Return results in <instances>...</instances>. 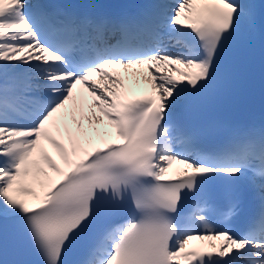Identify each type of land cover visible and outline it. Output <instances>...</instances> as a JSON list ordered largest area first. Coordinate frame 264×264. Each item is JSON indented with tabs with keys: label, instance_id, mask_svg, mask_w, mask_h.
Masks as SVG:
<instances>
[{
	"label": "snow or ice",
	"instance_id": "6c2138e0",
	"mask_svg": "<svg viewBox=\"0 0 264 264\" xmlns=\"http://www.w3.org/2000/svg\"><path fill=\"white\" fill-rule=\"evenodd\" d=\"M262 28L253 0H0V253L11 236L35 264H69L91 234L74 264H264V125L208 149L176 115ZM129 76L150 92L129 99Z\"/></svg>",
	"mask_w": 264,
	"mask_h": 264
},
{
	"label": "bare ground",
	"instance_id": "6f19581e",
	"mask_svg": "<svg viewBox=\"0 0 264 264\" xmlns=\"http://www.w3.org/2000/svg\"><path fill=\"white\" fill-rule=\"evenodd\" d=\"M120 71L123 72V70H120ZM144 84H146V83L143 80H140L139 83H138L137 79L134 78V77H130L129 76L126 79V85L130 89V95H132L136 91V89H139ZM89 99H91V98H89ZM69 126L70 127H74V125L72 124L71 121H69ZM45 146L48 149L49 154L52 155L54 159H57V161L59 162L58 153H56V151L54 149H52L50 145L46 144ZM197 241H202V240H193V241H191L190 245L191 246H193V245L207 246L209 243H219V241H208L207 240V242L205 244H201V243H198ZM203 241H205V240H203Z\"/></svg>",
	"mask_w": 264,
	"mask_h": 264
}]
</instances>
